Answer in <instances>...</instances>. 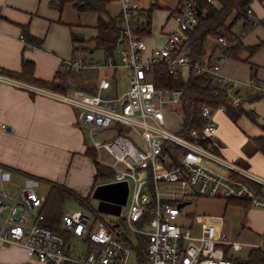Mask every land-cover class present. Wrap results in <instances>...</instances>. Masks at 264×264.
<instances>
[{
	"label": "built area",
	"instance_id": "obj_1",
	"mask_svg": "<svg viewBox=\"0 0 264 264\" xmlns=\"http://www.w3.org/2000/svg\"><path fill=\"white\" fill-rule=\"evenodd\" d=\"M115 1L120 4L118 21L122 36L115 49L118 58L88 60L77 55L63 61V65L72 72L108 71L97 80L98 91H108L109 77L118 68H124L128 80L126 91L114 97L82 90L59 93L20 82L5 75L1 68L0 83L75 108L76 122L88 128L90 136L95 130L116 125L118 135L110 140L90 137L89 148L95 153L92 161L112 171L110 181H127L126 223L131 236L139 235L147 240L146 248L144 252L136 250L114 227L116 224L106 228L100 220L91 222L82 211H69L61 219V227L75 240V246L70 245L71 254L67 255L63 238L40 224L39 209L44 196L31 186L20 188L10 197L0 192V245L23 248L36 264H238L232 253L247 244L232 239L208 222L187 226L181 221L175 223L182 216L178 205L193 197H203L244 201L253 208L264 209V177L215 153L217 146L213 138L217 127L208 106L200 110L204 118L202 127L192 129L186 137L179 129L168 130L164 110L178 105L181 91L157 88L154 68L164 65L171 75L186 68H191L195 75L206 74L212 83L221 84L218 88L235 104L241 103L247 94L264 97V82L243 81L223 73L229 49L223 37L215 38L221 53L212 62L187 56L188 49L182 44L188 40L187 31L196 24L198 15L193 0L184 1L172 13L173 29L162 47L149 52L143 38L134 33L145 11L137 0ZM245 21L253 25L264 23V19L255 18L251 9L247 10ZM121 127L135 134L145 148H138L122 135ZM0 128L4 129V125ZM31 211H36V215L30 223ZM80 243L85 245L84 251L79 248Z\"/></svg>",
	"mask_w": 264,
	"mask_h": 264
},
{
	"label": "crops",
	"instance_id": "obj_2",
	"mask_svg": "<svg viewBox=\"0 0 264 264\" xmlns=\"http://www.w3.org/2000/svg\"><path fill=\"white\" fill-rule=\"evenodd\" d=\"M74 1H65L59 10L61 0H0V68L5 71L18 72L22 62L29 61L33 63L35 78L46 82L54 79L69 86L67 91L71 90V86H76L71 78V70L65 68L63 61L74 58L78 54L77 51L81 50L86 52L83 58L93 60V52L95 50L104 52V49L99 48L94 39L99 35L96 29L97 14L78 12L73 7ZM137 2L146 14L150 13L151 32L148 37L143 38L148 52L162 47L166 35L174 27L172 11L178 8L179 0H137ZM250 9L255 18L264 19V0H253L250 3ZM106 11L107 13L102 15L103 18L113 17L118 20L120 4L115 0H109L106 4ZM241 21L243 25L244 21ZM263 24L255 25L246 31L242 29L239 34L243 35L242 37L249 31L252 35L250 41L252 43H248L249 45H245L241 37L244 46L258 44L264 39ZM23 28L30 36L40 41L38 47L27 44L21 39ZM86 31H93L91 37H86ZM71 34L78 36V40L82 41L74 45L71 41ZM102 36L110 38L108 33H102ZM76 46H80L81 50L73 52ZM204 50L203 59L209 62L215 60L221 53V48L216 42L209 51L206 50L204 43ZM244 53L246 52L238 55L234 61L243 73L245 72L242 70V65L246 63L247 73L232 75V70L229 71L227 67L230 57L222 66L223 73L243 81L253 79L264 82V49H260L249 58L246 53L247 56L240 60V56ZM240 92L243 94L242 89ZM246 96L244 95L240 106L247 114L241 115L235 123L225 116L223 110L213 112L215 122L216 119L220 121V126L216 122L215 138L219 136L224 140L227 134H234V138L228 141L227 146H224L220 139L215 143L220 156L264 177V155L257 151L251 143V139L264 136V98L250 102L246 100ZM3 124L12 136L4 142L5 135L0 132V161H2V156H6L8 148L9 151L16 149L20 153L24 148H30L41 156L39 162L46 170L44 176L56 179L59 184L64 182L71 190V178L68 179L67 176L68 169H71L73 154H79L80 151L83 152L89 148V146H85V149L81 147V140L76 134L77 128L75 129L77 122L71 106L0 83V126ZM237 128L242 132L235 130ZM18 138L21 140L20 144L13 147V142L17 143ZM248 139L251 145L248 144ZM90 161L94 174V163L91 159ZM47 163L50 169L45 167ZM49 170L56 173L50 174L47 172ZM77 184L79 183H75V188L79 186ZM82 186V191H86L88 195L93 182L92 184L85 182ZM229 206L239 209V214L234 221L222 222V224L210 223L214 224L218 230L226 232L232 239L234 235H243L249 242H245L248 246L244 247L248 249L247 258L249 253L255 250L257 255L254 260L261 256L259 260L260 264H263L264 209L253 208L246 203ZM254 245L260 246L252 247ZM0 264H36V262L21 247L0 245Z\"/></svg>",
	"mask_w": 264,
	"mask_h": 264
},
{
	"label": "trees",
	"instance_id": "obj_3",
	"mask_svg": "<svg viewBox=\"0 0 264 264\" xmlns=\"http://www.w3.org/2000/svg\"><path fill=\"white\" fill-rule=\"evenodd\" d=\"M65 1L72 0H61L59 10H61L62 4ZM108 1L109 0H75L73 7L78 12H94L97 14L96 29L98 30L99 35L94 38L95 42L99 48L104 49L105 57H114L115 49L121 43L122 36L117 18L107 17V19H105L102 17V15L107 13L106 4ZM184 1L187 0H179L178 5L180 6ZM252 1L253 0H213V2H208L207 0H193L196 7L199 8L200 14L197 15L196 24L187 31L188 40L182 44V47L188 49L187 56L192 60L203 59L205 54L204 43L208 37H223L229 45L228 57L231 59H236L238 55L243 52L248 53L249 58L260 49H264V39L258 44L244 46L241 42L242 35H237L232 31L233 26L241 20L244 21V24L242 25L243 31L255 26L252 23L245 21L246 12L250 9V3ZM178 8L176 7L172 13L177 12ZM262 23L263 22L260 24ZM134 30L136 36L140 38H145L150 35L151 19L149 12H147L140 23L135 26ZM102 33H108L110 38H104ZM21 39H23L25 43L33 46L37 45L38 47L40 45V41L30 36L25 28L22 30ZM78 39V36L71 34V41L74 45L82 41ZM76 50L77 48H74L73 52ZM33 70V63L24 61L18 72L5 70H2V72L5 75L24 83L52 91L65 93L69 89V86L59 83L54 79L50 82H46L35 78L33 76ZM154 83L157 88L179 89L181 91V97L178 105L175 106V109L178 110L182 117V127L178 132L185 137L192 129L200 128L204 124V118H202L200 114V110L203 106H208L212 112L221 108L226 116L234 123L241 115L247 114L241 108V103L235 104L232 98L221 91L218 86L214 85L206 74L195 75L191 68H186L178 74L171 75L168 73L166 66L160 65L155 67ZM71 89L79 88L77 86H71ZM88 91L89 93H93L90 92V90ZM262 98L264 97L258 93L247 94L246 96V100L250 102ZM213 140H215V137ZM251 143L257 151H260L264 155V136L251 139ZM214 151L218 154L217 147H214ZM84 155L93 159L95 153L92 149L86 148ZM112 178L113 173L108 167L94 163V185L110 181ZM73 197L74 193H72L71 190L66 189L57 183H52L50 184L39 209V214L42 217L40 224L59 234L63 238L65 253L67 255L71 254V236L61 227V219L65 212L61 211L60 207L65 200ZM88 198L89 195H87L85 199L87 200ZM241 203L248 204L244 201L225 200V206ZM122 237L127 242L134 245L136 250L144 252L147 240L143 236L132 235L130 238ZM256 255V251L252 250L248 255V259L245 260L246 263L252 264ZM138 260L144 262L143 258H138ZM237 262L241 264L240 261ZM66 264L70 263L66 262Z\"/></svg>",
	"mask_w": 264,
	"mask_h": 264
},
{
	"label": "rangeland",
	"instance_id": "obj_4",
	"mask_svg": "<svg viewBox=\"0 0 264 264\" xmlns=\"http://www.w3.org/2000/svg\"><path fill=\"white\" fill-rule=\"evenodd\" d=\"M232 31L236 33L237 35L241 34L242 21H238L233 26ZM249 32L247 33V35L242 37L243 43L245 45H249L248 43H252L250 42L252 35ZM92 33L93 31L92 32L86 31L85 35L86 37H91ZM214 42L216 41L213 37H209L207 39V41L205 42V48L207 51H209L210 47L214 45ZM77 52H78L77 55L79 56L86 55V52H84L83 50L77 51ZM114 56L118 58V54L116 52L114 53ZM246 56H247L246 53L242 54L240 56L241 57L240 60H242ZM92 59L93 60H104L105 54L101 50H95L92 54ZM227 67L229 71L232 70L233 73L228 71V73H231L232 75L233 74L243 75L248 72V67L246 63L242 65V70L245 72L243 73L239 69V67H237V65L235 64L234 59H231V58L230 60H228ZM107 73L108 71L103 72L102 70H97V71L84 70L81 72H71V78L73 79V83H76L75 85L79 88V89H71V90H82L87 93H89L88 90H90V92H93L96 94L99 93L100 96L102 97H114L126 91V89L128 88V80H127L126 70L124 68H118L117 70H115L114 75L112 77H109L110 82H111V87L108 91H104V90L98 91L97 90V80ZM25 84H28V83H25ZM213 84L216 86H221V84L216 81H214ZM28 85H32V84H28ZM32 86H35V85H32ZM35 87H38V86H35ZM39 88H42V87H39ZM42 89H45V88H42ZM45 90H49V89H45ZM93 93H90V94H93ZM71 109L73 110V116L77 120L78 111L73 107H71ZM164 113H165V118H166V128L170 130L171 132L178 131V129H180L181 127V121H182V117L180 113L178 112V110H176L173 106H170L166 110H164ZM216 122H217V125L220 126V121L216 119ZM3 125H4V129L0 128V132L5 135L4 142H7L12 135L7 132V127L5 126V124ZM114 127H116V125L106 130H95L92 132L90 136L88 128L77 123L75 126V129L77 128V131L76 130L75 131H76L77 136L81 140L82 149H85L87 146L91 145L90 137L94 138L95 140H99V141H107V140L114 138L116 135H118V132ZM121 130H122L121 134L128 137L132 141V143L135 144L138 148H141V149L145 148L144 143L135 134L131 133L129 129L125 127H121ZM235 130H238V128ZM238 131L240 132L241 129ZM233 138H234V134H230V135L227 134L226 139L225 138L224 140L220 139L218 136L215 138V141L219 142L218 139H220L222 141V144L224 146H227L228 141L229 140L232 141ZM20 141H21L20 138H18V142L17 143L13 142L12 146L17 147V145L20 144ZM4 142H1V143H4ZM247 142L249 145H251L249 139ZM83 152L80 151L79 154H73L71 169L70 168L68 169L67 177L68 179L71 178V192L74 193V197L71 199L65 200L61 204V207H60L61 211L63 212L82 211L84 215L87 216L91 222L100 220L103 222L106 228H110L112 225L117 224L118 225L117 229L122 236L124 237L131 236V232L126 223L128 203L122 207L120 215L116 217V216L102 214V213L97 212L96 211L97 202L91 199L90 196L87 200L85 199L87 195H86V191H82L83 189L82 185L85 182H89L90 184H92L93 169H92V165L90 161L91 158L89 156L84 155ZM1 160L2 161H0V192L5 194L7 197L12 196L21 187L27 186L26 184L31 186L38 195L44 196L50 184L57 183L56 179H51L50 177L46 175L44 176V171L46 170L43 168L41 162H39L41 161V156L39 154H36L30 148H24L21 153L18 152L16 149L9 151V148H8L6 156L5 157L2 156ZM45 167H49V169L51 168L48 163ZM65 169L66 168L64 166V171ZM47 172L50 174L56 173L53 170H49ZM23 182L24 184H22ZM75 183H79L77 184L79 185L77 188H75ZM57 184H59V182ZM59 185L70 190V188H68L64 182L60 183ZM181 214L182 216L179 217L175 221V223H177L178 221H181L185 226H187V224H190V223H194L197 225L201 222H208V223L218 222L222 224V222L229 223L230 221H234L235 217H237L239 214V209L237 207H233L229 205L228 207H225L224 199H208V198H203V197H193L190 200H188V203L186 205L181 207ZM35 215H36V211H31L30 213H28V218L30 219V223H31V220H33ZM234 239L239 242H244V243L247 242L246 238L243 235L241 236L234 235ZM70 244L72 245V247H74L75 240L72 239L70 241ZM79 248L82 251L86 249L83 243L79 244ZM247 254H248V249L243 248L239 252L232 253V259H236L237 261H240L241 264H249V263H246L245 261L248 259ZM259 259H261V256L256 257V259L254 260V264H260Z\"/></svg>",
	"mask_w": 264,
	"mask_h": 264
},
{
	"label": "water",
	"instance_id": "obj_5",
	"mask_svg": "<svg viewBox=\"0 0 264 264\" xmlns=\"http://www.w3.org/2000/svg\"><path fill=\"white\" fill-rule=\"evenodd\" d=\"M196 11L197 14H200L198 7H196ZM128 191L127 181H109L93 185L89 196L97 202V212L118 217L122 207L127 204ZM187 203L183 202L178 207H183ZM114 227H117V224Z\"/></svg>",
	"mask_w": 264,
	"mask_h": 264
},
{
	"label": "flooded vegetation",
	"instance_id": "obj_6",
	"mask_svg": "<svg viewBox=\"0 0 264 264\" xmlns=\"http://www.w3.org/2000/svg\"><path fill=\"white\" fill-rule=\"evenodd\" d=\"M90 194V191H88V195Z\"/></svg>",
	"mask_w": 264,
	"mask_h": 264
}]
</instances>
